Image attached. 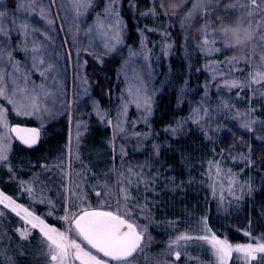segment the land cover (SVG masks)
I'll use <instances>...</instances> for the list:
<instances>
[{"label": "trees", "instance_id": "trees-1", "mask_svg": "<svg viewBox=\"0 0 264 264\" xmlns=\"http://www.w3.org/2000/svg\"><path fill=\"white\" fill-rule=\"evenodd\" d=\"M229 2L233 3L234 0H222L221 4H214L203 19L213 22L217 16L223 15L226 20H231L238 11H247L235 8L224 12V5ZM16 3L17 0H4L10 16L11 7L15 8ZM104 3L105 0H95V7L89 10L88 15L94 16L95 12L102 9ZM120 7L121 17L126 24V31L123 33L126 47L141 45L143 38L137 29H145L147 48L158 60L159 70L153 82L155 88L152 87V112L148 122L145 123L142 116H134L132 108H128L125 115H120L124 105L120 99L124 80L120 54L96 56L85 52L83 56L87 64L84 72L90 81L87 98L90 103L91 100L96 101L103 118L97 115L93 104L88 102L84 108L76 109L81 116L72 128L67 115L51 119L41 127V124L32 118L17 116L12 111V106L0 99V106L8 109L10 126H34L42 130V140L32 148L13 139L8 161V166L13 171L10 173L7 167H0V190L31 208L49 224L64 230L69 224L61 217L69 212H78L79 209L73 207L70 201L66 203L69 196L66 186H70V181L68 177L62 178L61 168L56 165H68L64 170L72 179H75V171H82L80 161L91 169L83 190L87 193L86 202L92 208H98L99 203L106 201L107 197L101 189L95 188L101 191L100 197L95 195L93 189L97 180L101 184L105 180L115 183L116 176L111 171L113 167L119 169L123 165L127 169L131 166L140 171L141 166H144V175L150 181L155 180L154 184L149 185V188H154L155 191L145 192L143 184L139 190L132 189L134 196L139 192L140 204H144V197H147L148 210L151 213L149 221L143 215L137 214L139 209L134 211L137 223L148 224L150 235V243L143 254L142 264H152L154 258L174 260V257L165 255L170 241L181 233L193 236L200 234L201 222L204 219H207L208 226L218 236L232 239L236 229L228 221L226 214L229 210L232 213L240 211L244 215L246 223L250 222L254 236L264 233V150H261L264 149V143L252 139L255 136H264V132L259 131V125L254 126L253 132H248L239 126L240 121L233 119L231 113L225 115L223 111H216L222 100H228L230 104L235 102L236 109L240 111L249 106L250 100L251 106L257 108L255 117L264 120V100L253 97L251 91L245 89L241 93L243 98L236 101V93L239 90L218 89L217 81L212 79V69L208 65L212 60L222 61L230 50L207 57L203 51H194V45L205 33L201 35L194 30H188L186 33L179 28L177 19L171 17H167L171 23L166 25V17L161 14L159 0H136L134 5L131 0H122ZM148 12H154L156 16H149ZM34 18L37 19L38 16ZM255 19L256 17H253L254 21ZM53 20L54 27L57 23L61 36L59 20ZM201 22L200 19L197 24ZM8 27L11 28L12 25L9 23ZM149 27L153 31H146ZM166 27L171 32L167 39L173 44L167 56L162 50V41L166 38L160 35L161 30ZM13 40L16 41L14 32ZM216 46L223 48L218 40ZM20 56L21 53L17 52V57ZM97 57L102 59V63L98 62ZM253 60L256 62L255 66L252 61L250 64H241L239 67H242L244 72H236L235 75L243 76L246 72L264 69V64L259 62L258 56ZM221 67L224 65L221 64ZM205 85H208L207 103H204ZM254 87L264 88V82ZM201 104L213 115L210 119L205 117L201 124L197 125L189 118L192 110ZM118 119L123 123V133L107 123L109 120L115 122ZM180 122L184 123L175 135L168 131L170 128H177ZM77 124L82 125L78 146ZM144 134H148V139L138 141L137 136ZM152 145L159 146V155H156ZM249 145L251 159L256 162L254 168H245L244 164L234 163L231 159V156L247 154ZM73 149L79 152V161H73ZM120 149H123L124 156L119 155ZM210 161H218L223 168L237 173V179L241 183L249 181L252 192L239 201L228 197L225 192L223 194L226 199L221 205L219 188L214 194L210 187ZM45 165L50 170H45ZM27 187L33 189L36 200L25 190ZM114 191L118 196V187ZM41 198L51 201V204L38 203ZM111 198L116 200L117 197ZM49 212L52 214L48 215ZM179 250L181 259L175 261V264H210L212 261L210 251L201 242L190 241ZM0 264L10 263H4L0 258Z\"/></svg>", "mask_w": 264, "mask_h": 264}, {"label": "snow or ice", "instance_id": "snow-or-ice-1", "mask_svg": "<svg viewBox=\"0 0 264 264\" xmlns=\"http://www.w3.org/2000/svg\"><path fill=\"white\" fill-rule=\"evenodd\" d=\"M135 2L136 0H131L132 5ZM52 3H57V0H52ZM121 3L122 0H105L102 9L94 13L93 23L86 25L85 34L99 41L96 48L102 47L104 50L103 55L105 56L115 51L117 45L123 43L122 37L126 31V24L121 17ZM221 3L222 0H211L202 16L204 17L214 4L219 5ZM233 4L235 8L247 10L246 12L252 18L256 35L264 42V0H234ZM94 7L95 0H61V9L67 13L65 16L66 22L71 21L73 27L77 30L84 23L83 18ZM15 10L24 15L19 18H16L14 14L10 16L4 0H0V99L7 101V104L12 106V111L17 116H34L41 121V127H43L44 117L55 118L56 113L45 106V102L51 100L54 94L47 89L44 83L37 85L31 79V75L36 72L43 80H47L49 78L47 73L53 70L52 63L46 60L45 57L49 54L46 42H51L52 40L48 32L54 30L55 21L49 9L43 5V0H17ZM147 15L156 16L154 12H148ZM30 16H38L40 20L46 22L47 28L41 31V28L34 22H29L28 18ZM253 17H256L255 21ZM200 19L201 17H197L196 23ZM9 23L12 25L11 28L8 27ZM170 23V20L166 17L165 24L170 25ZM137 31L143 38L141 41V52H131L130 55L140 56L143 60H147L148 48L145 29L138 28ZM146 31H153V29L149 27ZM13 32L18 34V43L15 49L11 44ZM37 33L44 37L43 41L36 38ZM160 35L166 38L162 41V50L167 56L173 48V44L167 39L171 36V32L166 27L161 30ZM217 40V34L205 32L200 40L196 42L193 50L203 51L206 57L220 54L226 49L217 47ZM73 43L83 42L77 41L75 36H73ZM92 47L93 45L89 41L88 47L84 51L94 54L91 52ZM14 51L24 53V63L15 59ZM261 52L264 53V43L261 45ZM230 56L231 53L222 61L212 60L208 65L212 69V79L217 81V88L221 90L227 89L228 91L239 90L236 93V101L243 98L241 93L245 89H249L253 97L264 100V88L254 87L264 82V69L246 72L243 76H237L235 75L236 72H244V69L239 67V65L250 64L251 59H246L243 62H234ZM97 59L98 62L102 63V59L99 57ZM83 64L86 65L87 61H84ZM221 64L224 67H221ZM127 71L125 74H127ZM131 71L134 72L135 70L131 69ZM81 79L83 83H87L86 78L81 77ZM207 88L208 85H205L204 103L208 102ZM127 92L131 102H134L138 109L143 107L142 117L144 122L147 123L148 117L152 112L150 95L146 94L143 88L133 90L131 85L127 88ZM83 95H88L87 88L84 89ZM92 104L93 108L96 109L97 115L103 118L96 101H93ZM127 109L128 104L125 103L122 106L120 115H125ZM234 109L235 111H233ZM216 111H223L225 115L231 113L233 119L240 121L239 126L248 132H253L255 125H259V131L264 132V120H258L255 117L254 113L257 108L251 106L250 100L249 106L244 111L236 109L235 102L230 104L228 100L220 101ZM212 115L213 113L201 104L192 110V115L189 119L193 123L200 125L201 120L205 117L210 119ZM107 123L114 126L120 133L125 131L123 123L119 119L115 122L109 120ZM183 123L180 122L177 128H170L168 131L175 135ZM81 128V124L76 125L77 146L79 145ZM13 139L18 140L28 148H32L40 139V129L10 126L8 109L0 106V167H7L10 173L13 169L8 166V161ZM137 139L138 141L148 139V134L138 135ZM252 139L264 143V136H255ZM152 147L156 155H159V146L152 145ZM119 155H125L123 149H120ZM72 159L73 161L80 160L79 152L75 149L72 150ZM231 159L234 163L244 164L245 168L256 167V162L251 159L250 145L248 146L247 154L231 156ZM113 160H115V156ZM80 163L82 171L74 172L75 179H72L69 173L64 170L68 165H56V167L61 168L62 178L68 177L70 181V186H66V190L69 192L66 203L70 201L73 207L79 209L78 212H69L61 217L65 223L69 224V227L64 230H58L56 227L50 226L44 218L36 215L34 211H30L28 207L17 203L15 199L0 191V205L3 206V209H8L23 221L24 226L22 229H16L19 238L27 241L33 230L39 233L40 244L43 246L41 253L45 257L44 264H76V262L78 264H140L141 260L144 259L145 249L150 243V235L148 224L141 225L137 223L134 211L139 209L137 214L143 215L149 221L151 213L148 210L147 197H144L145 203L140 204L139 192L137 191V195L134 196L132 189L139 190L140 185L143 184L145 192L149 190L155 191L154 188H149V185L154 184L155 180L150 181L144 175L142 170L144 166H141L140 171L131 166L127 169L123 165L119 169L113 167L111 171L115 173V183L105 180L101 184L97 180L93 190L97 197H100L102 193L95 190V188L101 189L105 197H117L115 207L110 202L105 201L103 203L98 202V208H92L91 205L87 204V193L83 190V185L87 183L91 169L84 165L83 161H80ZM44 168L45 170H50L46 165ZM243 170L241 169V171ZM257 170L259 171L260 169L257 168ZM209 178L212 180L210 187L213 189L214 194L219 188L221 205L224 204L226 199L223 194L225 192L228 197L239 201L253 190L249 181L241 183L237 179V173L231 169L223 168L218 161L209 162ZM21 186H24L23 182H21ZM117 187L118 196L117 192L114 191ZM172 187L175 188V185ZM25 190L33 200H36L35 193L31 187H27ZM37 202L51 204V201H45L43 198ZM105 204H107V208H105ZM3 209H0V223H2V218L5 216ZM51 214V212L48 213V215ZM242 235L247 237L248 242L233 244L226 236L221 238L213 232L208 226L207 219H204L201 222L200 234L193 236L188 233H181L170 241L165 255L174 257V260L154 258L152 264H175V261L181 259V251L179 249L184 248L188 242L193 240L207 246L212 256L210 264H230L233 261L235 264H264V233L254 236L249 225L242 232ZM146 236H148L147 242ZM2 238L3 233H0V240ZM77 240L80 242L78 243ZM82 244L84 247H82Z\"/></svg>", "mask_w": 264, "mask_h": 264}, {"label": "rangeland", "instance_id": "rangeland-1", "mask_svg": "<svg viewBox=\"0 0 264 264\" xmlns=\"http://www.w3.org/2000/svg\"><path fill=\"white\" fill-rule=\"evenodd\" d=\"M43 5L49 9L52 18L59 20V30L62 32V35L59 36L57 23L56 27H54V23V30H50L48 32V34L52 37V40L51 42H46L49 54L45 57L46 60L52 63L53 70L52 72L47 73L49 77L47 80H43L36 72L32 73L31 79L35 81L37 85L44 83L47 89L54 94L51 100L45 102V106L51 108L52 111L56 113L55 118L67 115L72 128L81 116V113L76 112V109L81 107L84 108L90 101V99L87 98V95H83L84 89L89 88L90 82L87 74L84 72L85 65L83 62L85 60L83 54L86 52L84 49L88 47V43L91 41L93 45L91 52L96 56L103 55L104 50L102 47L96 48V45L99 43L98 40L85 34L86 25H91L93 23L94 16L90 17L87 14L83 18L84 23H82L79 30H77L73 27L71 21L66 22L65 16L67 13L61 9V0H57V3L55 4L52 3V0H43ZM10 12L11 16L14 14L16 18L24 15L23 13L16 12L13 7H11ZM28 19L29 22H34L37 26H39L41 31H44L47 28L46 22L40 20L39 17L36 19L34 16H30ZM15 34L16 41L11 40V44L14 49L18 43V34ZM73 36H75L77 41H81L83 43L74 44ZM36 38L41 41L44 39V37L40 36L39 33L36 34ZM17 52L18 51L13 52L15 59L24 63V53L20 52L21 56L17 57ZM131 52H141V45H131L127 48L123 39V43L117 45L116 50L109 54H120L122 59L121 74L124 78L120 99L123 104L127 103L128 108H132L134 116L139 118L142 116L143 107L138 109L136 104L131 102V98L128 96L127 88L129 85H131L133 90L143 88L145 89L146 94L150 95L151 98L153 95L152 87L155 88L153 82L155 77H157V71L159 68L158 60L152 55L149 49L147 52V60H143L140 56H131ZM131 69H134L135 71L133 72ZM126 70H128L127 74H125ZM81 77L87 79L86 84L83 83ZM92 102L93 100L89 103L92 104ZM29 118H32L35 122L41 124V121L36 119L34 116ZM50 120L51 119L48 117H44L43 124ZM106 201L110 202L112 206L115 207L114 198L107 197ZM16 202L25 206L17 200ZM105 208H107V204H105ZM0 209H3L2 205H0ZM29 210L33 211L31 208H29ZM3 211L5 216L2 218V223H0V233H3V238L0 240L1 260L4 261V263L9 262L10 264H44L45 257L41 253L43 246L40 244L39 233L36 230H33L27 241L21 240L16 232V229H22L24 226L23 221H21L19 217H16L8 209H3ZM227 213L228 214L226 215L229 217L228 221L236 229V232L232 235V239L229 241L233 244L248 242L247 237H244L242 232L249 227L250 222L246 223L243 217L244 215H242L240 211L232 213L229 210ZM35 214L38 215L37 213ZM252 221H254V218ZM49 225L54 226L51 224ZM77 242L79 243L80 241L77 240ZM82 247H84L83 244ZM92 251L94 252V250ZM76 264H78V262H76ZM140 264L142 263L140 262Z\"/></svg>", "mask_w": 264, "mask_h": 264}, {"label": "clouds", "instance_id": "clouds-1", "mask_svg": "<svg viewBox=\"0 0 264 264\" xmlns=\"http://www.w3.org/2000/svg\"><path fill=\"white\" fill-rule=\"evenodd\" d=\"M210 2L211 0H159V7L162 15L177 19L179 28L186 33L188 30H194L201 35L209 31L215 32L223 48L230 50V58L234 62H243L250 58L255 66L253 58L258 56L259 62L264 64V53L259 51L264 42L256 35L248 13L238 11L231 20L219 15L216 21L210 22L202 16ZM234 8V4L229 2L224 5L223 10L228 12ZM197 17H201L200 24L196 23Z\"/></svg>", "mask_w": 264, "mask_h": 264}, {"label": "water", "instance_id": "water-1", "mask_svg": "<svg viewBox=\"0 0 264 264\" xmlns=\"http://www.w3.org/2000/svg\"><path fill=\"white\" fill-rule=\"evenodd\" d=\"M17 126H21V127H34V126H23V125H17ZM35 128H38V127H35ZM41 140H42V130L40 129V139H39L38 143L35 146H37L40 143Z\"/></svg>", "mask_w": 264, "mask_h": 264}]
</instances>
